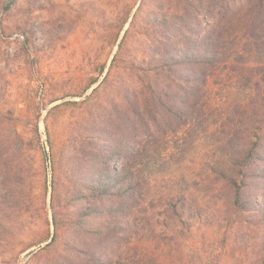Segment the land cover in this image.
I'll return each mask as SVG.
<instances>
[{
	"label": "rangeland",
	"instance_id": "obj_1",
	"mask_svg": "<svg viewBox=\"0 0 264 264\" xmlns=\"http://www.w3.org/2000/svg\"><path fill=\"white\" fill-rule=\"evenodd\" d=\"M249 35L263 47L264 0H0V264H264V127L237 215L230 212L227 188L195 182L189 156L201 153V144L159 136L162 149L176 142L184 150L182 161L176 153L173 160L182 168L173 174L185 175L179 227L154 199L160 181H147L143 193L150 204L140 211L126 196L93 206L80 181L84 156L51 146L65 122L93 116L99 127L87 124L85 132L108 136L117 169L115 156L125 160L131 144L134 73L169 52L187 56L173 65L177 71L193 72L192 54L213 57L220 50L210 45L216 44L226 48L214 55L228 76L213 86L243 87L246 72L233 79L231 70L262 67L252 52L237 57L238 42ZM259 52L264 58V48ZM91 95L95 105L81 111L79 102ZM248 96L242 93L240 101ZM159 118H171L169 108ZM166 160L163 167L177 168ZM53 208L60 232L52 241Z\"/></svg>",
	"mask_w": 264,
	"mask_h": 264
},
{
	"label": "trees",
	"instance_id": "obj_2",
	"mask_svg": "<svg viewBox=\"0 0 264 264\" xmlns=\"http://www.w3.org/2000/svg\"><path fill=\"white\" fill-rule=\"evenodd\" d=\"M245 39L248 42L243 44L238 42L239 49L235 50L237 57L252 52L258 55L255 63L262 67L253 71L249 69L242 71L243 68L231 70L233 79L246 72L247 83L243 87L235 85L223 89L213 86L217 83V79L228 76L223 74L224 68L220 67L223 60L214 55L226 51V48L216 44L210 45L217 47V51L220 50L213 52V55L211 53L213 57H199L198 53L192 54V62L197 65L193 72L177 71L173 65L184 61L187 56L184 53L178 55L169 52L151 58L148 63L153 64L152 67L146 68L141 73H134L138 86L137 89L130 88L128 95L131 144L123 156L125 160L115 156L119 161L117 169L111 164L113 155H117L114 152L115 148L110 150L106 146L108 136L105 134L103 138L97 137L98 135L91 132V129L85 132L88 131L85 128L87 124L90 128L99 127L93 116L65 122L62 125L63 131L57 146L52 141L51 146L55 148L69 146L75 151V155L84 156L85 166L80 181L84 186L85 194L90 193L92 199H95L90 201L93 206H100L106 199L114 200L126 196L129 199V206L140 211V205L150 204V202L146 203V195L144 196L143 193L147 181H160L162 186H158L160 191L155 192L154 199L157 200L158 206H161L164 216L176 222L177 227L184 223L185 210L182 206L185 197L183 188L185 175L184 172H179L177 176L173 174L176 170L181 171L180 164L177 165L173 160L178 154L182 161L184 150L176 142L166 149H162L159 143L161 138L171 134L172 138L176 136L183 139V144L189 142L201 144L202 152L194 154V159L192 154L189 156L193 165L191 174L195 182L210 181L227 188L231 194L230 212L238 214L237 212L242 208L241 189L244 179L255 175L253 165L259 156L258 140L264 127V58L259 52L264 45L257 46V40L252 38V35ZM237 63L241 61L237 60ZM108 73L103 81L107 80ZM252 79H255V82L249 84ZM185 82L186 84L183 85ZM95 89L96 87L93 91ZM168 91L172 94L170 97ZM245 92L249 95L248 101L242 102L240 95ZM167 96L168 99H165ZM91 98L92 95L79 102L81 111L92 109L95 102L90 101ZM61 106L62 103L53 107L56 109ZM168 108L171 118H159L161 112ZM249 112L251 115L246 117V113ZM175 122H178L175 126L176 130L173 126ZM77 126H80L81 130L75 131ZM141 130L145 138L140 136ZM179 132L182 137H178ZM186 136L190 141H187ZM99 138L104 141V145H100ZM166 159L170 161V166L177 165V168L163 167L162 164H168ZM54 196L51 195L53 205ZM90 210L91 208L87 209L84 214L87 215ZM107 210L110 212L114 210L113 204L107 206ZM57 214L56 209L53 208L52 241L60 232Z\"/></svg>",
	"mask_w": 264,
	"mask_h": 264
}]
</instances>
